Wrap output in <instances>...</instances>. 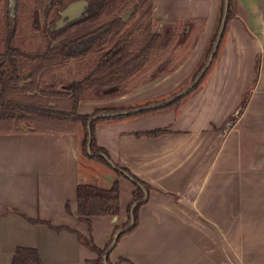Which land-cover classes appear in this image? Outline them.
Here are the masks:
<instances>
[{"label":"crops","instance_id":"1","mask_svg":"<svg viewBox=\"0 0 264 264\" xmlns=\"http://www.w3.org/2000/svg\"><path fill=\"white\" fill-rule=\"evenodd\" d=\"M222 5L223 0H154L159 21H205L195 48L173 73L126 95L82 101L79 113L127 111L173 98L181 78L205 63ZM84 7L76 3L68 11ZM202 84L178 109L99 122L97 143L115 167L82 155L81 126L76 133H0V264H12L19 248L36 250L44 264H95L97 253L79 235L104 250L116 228L131 218L136 185L116 174L118 166L150 191L138 227L110 251L111 264H124L121 259L125 264H264V0H237L235 18ZM157 129L169 132L136 135ZM116 181L119 216L84 222L78 186L107 189Z\"/></svg>","mask_w":264,"mask_h":264},{"label":"trees","instance_id":"2","mask_svg":"<svg viewBox=\"0 0 264 264\" xmlns=\"http://www.w3.org/2000/svg\"><path fill=\"white\" fill-rule=\"evenodd\" d=\"M24 1L3 0L0 7V133H76L81 126L84 131L82 155L107 165L109 154L96 139L98 123L150 111L178 109L182 100L202 85L217 60L228 25L235 18L237 4V0H223L222 18L226 12V24L219 47L205 75L190 92L161 107L101 118L96 116L123 109H97L92 114H80V103L126 95L173 73L183 61L179 60L171 67L176 51L187 49V55L193 51L205 21H159L154 18V0H36L44 24L40 30L25 35L20 24ZM80 2L85 7L79 17L69 19L64 16L72 5ZM159 23L167 24L166 29L158 30ZM220 28L221 23L218 32ZM218 32L209 47L206 62ZM168 44L173 45L174 53L162 60ZM66 76L70 81L60 86ZM168 132V129H157L136 135L156 138ZM115 171L118 176L131 178L136 185L130 207L131 218L127 224L116 228L112 241L104 250L92 239L79 235L82 244L97 253L95 264H111L109 255L105 258L108 248L116 234L128 228L132 221L133 226L119 235L117 243L138 227L139 211L150 191V186L129 170L118 166ZM77 201L78 215L86 223H90L94 216L117 218L120 214V184L116 181L107 189L80 184ZM126 262L124 259L119 261ZM12 264L44 263L36 250L19 248Z\"/></svg>","mask_w":264,"mask_h":264},{"label":"rangeland","instance_id":"3","mask_svg":"<svg viewBox=\"0 0 264 264\" xmlns=\"http://www.w3.org/2000/svg\"><path fill=\"white\" fill-rule=\"evenodd\" d=\"M24 2H25V9H23L22 12H21L20 24H21V26L23 28V31L26 32L25 35H30V34L36 32V31H38V30H40L42 28V26L44 24V19H43L42 10L39 9L36 0H25ZM3 4H4L3 0H0V7H2ZM77 4H83V3H77ZM83 11L84 10H82L81 12H76L75 10L74 11H68L67 10L64 13V16H68L69 19H74L76 17H79L82 14ZM172 52L174 53V47L172 45L168 44V47H166V51H163V57L161 59L164 60L165 58L170 57ZM208 52H209V48L207 49V52L205 53V56L203 58V62H206V55L208 54ZM176 53H177L176 55L180 57V58L178 57L179 60L180 61L183 60L182 63L184 61H186V59L188 58L187 49H182V50H180V52H179V50H177ZM173 64L177 65V63L174 62V63L171 64V67L173 66ZM202 65H203V63L200 64V67ZM199 68H198V70H199ZM198 70H195L194 73L190 76V78H185L184 80L181 78L180 84H179L180 85L179 88L177 89L176 88L177 86L175 85L176 87L174 89L176 91L173 92L171 97L174 94H175L174 95V97H175L177 94L180 93L179 91L186 90L187 88H189L191 86V84H193V82L195 81L196 77L198 76V75L196 76V72ZM68 77L69 76H66L65 80L63 81V83L60 84V86H63L62 84H66L67 82L70 81V79ZM174 80H178V79L174 78ZM200 87L198 89H200ZM168 98L166 97L164 100H166ZM96 100L100 101V100H104V99H96ZM94 163L99 165L98 161H95Z\"/></svg>","mask_w":264,"mask_h":264},{"label":"water","instance_id":"4","mask_svg":"<svg viewBox=\"0 0 264 264\" xmlns=\"http://www.w3.org/2000/svg\"><path fill=\"white\" fill-rule=\"evenodd\" d=\"M227 11V10H226ZM225 24H226V12L222 18V22H221V28L218 32V36H217V39H216V42H215V46L213 48V51L211 52V54L209 55V58H208V61L206 62V64L204 65V67L202 68L201 72L198 74V76L196 77L195 81L193 82V84H191V86L189 88H187L186 90H183L182 92H180L179 94H177L175 97L171 98L170 100L164 102V103H159V104H152V105H148L146 107H143V108H139V109H133V110H127V111H119V112H112V113H102V114H99L97 115L96 117H101V118H112V117H116V116H119V115H126V114H133V113H137V112H140V111H143V110H150V109H153V108H157V107H161V106H164V105H167V104H170L172 103L173 101H175L176 99H178L179 97H182L184 95H186L188 92H190L194 86H196L200 80L203 78V76L205 75L208 67L210 66L211 62H212V59H213V56L214 54L216 53L218 47H219V44H220V40L222 38V34H223V31L225 29ZM90 147H91V140H89V144H88V151L90 152ZM106 160L109 162V164L112 166V167H115L113 163H111V161L106 158ZM134 224V221H132L131 225L126 228V229H122L120 230L115 238H114V241L112 243V245L108 248L106 254H105V258L108 257L110 251L113 249V247L116 245L117 243V240H118V237L119 235H121L123 232H125L127 229H130Z\"/></svg>","mask_w":264,"mask_h":264}]
</instances>
